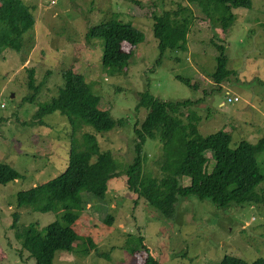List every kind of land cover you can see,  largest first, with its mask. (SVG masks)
Instances as JSON below:
<instances>
[{
  "label": "rangeland",
  "instance_id": "obj_1",
  "mask_svg": "<svg viewBox=\"0 0 264 264\" xmlns=\"http://www.w3.org/2000/svg\"><path fill=\"white\" fill-rule=\"evenodd\" d=\"M22 1L34 16V26L22 35L21 49L7 47L0 55V162L20 173L18 179L0 183V264H35L21 250L17 230L30 222L42 228L60 217L59 210L33 207H42L36 202L40 186L45 189L68 162L73 128L67 117L58 111L35 115L58 94L62 70L82 73L102 97V107L125 121L101 131L82 125L76 138L82 139L86 130L94 132L102 149L127 161L134 156L135 124L146 114L143 107L137 109L146 88L165 101L192 99L202 134L232 130V143L264 135V0H251L250 8H232L233 22L226 31L212 23L213 10L204 12L190 0ZM179 6L191 7L199 17L188 34V49H167L156 64L153 15ZM111 18L132 22L144 35L137 46L123 44L124 50L133 51L126 73L112 74L103 66V40L87 41L90 27ZM212 40L225 46L227 56L229 76L220 83L211 77L216 67ZM180 76L191 79L195 88ZM227 96L239 99L228 102ZM144 150L145 169L157 175L160 142L147 139ZM206 154L210 157L211 150ZM258 157L264 171V152ZM213 164L209 158L207 170ZM180 182L189 185L190 178L183 176ZM255 191L264 192V181ZM79 198L82 207L73 228L79 237L91 236L96 247L87 256L78 252L76 242L71 252H55L52 264H143L147 256L159 264H219L225 255L246 262L264 259V200L219 207L209 199L181 198L175 217L168 219L129 190L125 176L109 181L105 198L89 192ZM139 237L145 250H128Z\"/></svg>",
  "mask_w": 264,
  "mask_h": 264
},
{
  "label": "trees",
  "instance_id": "obj_2",
  "mask_svg": "<svg viewBox=\"0 0 264 264\" xmlns=\"http://www.w3.org/2000/svg\"><path fill=\"white\" fill-rule=\"evenodd\" d=\"M190 1L204 12L213 10L212 23L224 31L233 22L232 8H250L252 4L251 0ZM198 19L189 6H179L178 10H165L153 15V33L158 40L159 50L156 64L167 49H188V34L194 20ZM34 23V16L22 0H0V55L7 47L21 49L22 35L32 29ZM94 39L103 40V66L110 69L112 74H119L127 72L133 53L124 50L123 44L137 46L144 35L132 22L111 18L89 28L87 41ZM212 44L216 49V67L211 77L220 83L229 76L225 46L213 40ZM29 71V77L32 75L34 80L33 70ZM61 77L63 84L58 94L40 107L35 115L41 117L58 111L67 117L73 128L68 162L65 169L48 182L49 185H44L45 189L40 186L36 202L42 207H33L42 212L59 210L60 217L42 228L38 222H30L16 232L21 250L28 253L35 264H52L55 252H71L77 243L79 253L87 256L93 253L96 247L94 239L91 236L79 237L73 228L82 207L79 193L89 192L105 198L109 181L120 176L126 177L129 190L140 195L148 205L168 219L175 217L181 198L209 199L219 207L264 200V192L255 191V187L264 181V171L258 157L264 152V135L256 141L240 137L232 143V130L217 129L202 134L198 127L200 118L192 107V99L165 101L152 95L146 88L140 92L137 105V109L143 107L146 114L140 124H135L134 156L127 161L110 149H102L94 132L86 130L82 132V139L76 138V132L82 125H90L101 131L117 125L121 127L125 121L116 120L110 109L102 107V97L82 73L65 69L61 71ZM180 79L195 88L191 79L181 76ZM184 108H189V113ZM147 139H158L160 142L157 175L145 169L147 152L144 145ZM207 150H211L210 157L206 154ZM209 158L214 160L211 170H207ZM261 164L264 165V162ZM183 176L190 178L189 185L181 184ZM19 177V172L0 162V183L7 184ZM16 218L14 214L13 227ZM111 220L112 216L106 222L111 225ZM136 241L137 245L126 248L132 252L139 250V247L145 250L143 239L139 237ZM143 264L159 262L147 256ZM219 264H264V259L246 262L225 255Z\"/></svg>",
  "mask_w": 264,
  "mask_h": 264
},
{
  "label": "built area",
  "instance_id": "obj_3",
  "mask_svg": "<svg viewBox=\"0 0 264 264\" xmlns=\"http://www.w3.org/2000/svg\"><path fill=\"white\" fill-rule=\"evenodd\" d=\"M239 98L237 96H227V101L228 102H233L237 101Z\"/></svg>",
  "mask_w": 264,
  "mask_h": 264
}]
</instances>
